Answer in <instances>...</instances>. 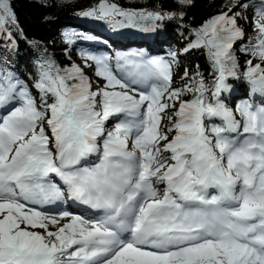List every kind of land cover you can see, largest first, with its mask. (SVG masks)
I'll return each mask as SVG.
<instances>
[{"label":"snow or ice","instance_id":"6c2138e0","mask_svg":"<svg viewBox=\"0 0 264 264\" xmlns=\"http://www.w3.org/2000/svg\"><path fill=\"white\" fill-rule=\"evenodd\" d=\"M235 7L249 5L233 0L184 49H207L211 85L197 73L174 88L170 61L138 53L45 60L34 81L0 68V264H264V0L242 73ZM79 15L139 27L175 14L99 0ZM16 25L0 0V34ZM229 78L250 99L229 106ZM66 198L99 214L44 210Z\"/></svg>","mask_w":264,"mask_h":264},{"label":"trees","instance_id":"16d2710c","mask_svg":"<svg viewBox=\"0 0 264 264\" xmlns=\"http://www.w3.org/2000/svg\"><path fill=\"white\" fill-rule=\"evenodd\" d=\"M124 10H149L162 13H174V17L157 21H145L139 27H124L109 25L105 20L79 15L80 12L94 8L99 0H11L12 7L18 19V25L9 26L12 37L0 34V50L7 48V57H0V68L13 72L22 81H34L39 64L45 60L54 61L61 68L75 64L68 57V52L78 37L87 43L105 42L104 48L111 52H143L156 53L172 63L173 87H182L190 82V78L203 77L206 84L211 85L214 77L211 61L206 48L184 49L196 37L195 32L208 20L222 12H228L233 0H191L190 4H180L177 0H107ZM260 0H240L249 7H235L233 12L253 13ZM182 14V15H181ZM232 13H229L231 15ZM255 14V13H254ZM241 27V22L238 21ZM248 38L237 41L233 51L239 64V72L246 70V61L252 57L239 49L248 43ZM127 41L129 47L123 44ZM171 53H175V59ZM1 56V55H0ZM259 63V60H254ZM185 71L189 77H184ZM232 85L229 93H225L226 102L231 107L248 100L249 85L244 80L228 79ZM37 97V91L32 90ZM191 98V94L185 97ZM257 103L261 98L251 97ZM219 123V121H216Z\"/></svg>","mask_w":264,"mask_h":264},{"label":"rangeland","instance_id":"374dc122","mask_svg":"<svg viewBox=\"0 0 264 264\" xmlns=\"http://www.w3.org/2000/svg\"><path fill=\"white\" fill-rule=\"evenodd\" d=\"M261 1V0H260ZM261 6V2L260 4L254 6V7H258ZM256 10L253 13H240V17L238 18V21L241 22V28L244 30L245 32V36L246 37H253L255 35L254 32V28H253V21L255 19V13ZM145 23V21L140 22V26H142ZM109 25H111V23H109ZM130 28V27H129ZM82 36V35H81ZM81 36L78 37V43H75L73 45V47L71 48V50L68 52V57L71 59V61H73L76 65H80L82 67H84V60L81 56L82 53H91L94 55H110L115 57V55L117 53L120 54H130V53H138V54H143L145 57H162L160 55H158V52H163L162 49L156 51V53H144L143 52V48H138L137 52H123V51H119V50H114L111 52L109 47L104 48L103 44H105V42L99 40L97 42H93V43H87L88 41H82ZM123 44H126L127 47H129L127 41L123 40ZM7 48H2L0 50V57H7L8 56V52H7ZM173 58V56H171ZM175 59V57H174ZM91 63V62H89ZM85 73L91 77L93 80H96L97 78H95L94 76V66L93 68H88L85 67ZM139 87V86H137ZM244 101L241 100L240 103ZM257 103H260V100L257 101ZM160 187H163L162 185ZM50 214H56L54 212L48 211ZM63 223V221H62Z\"/></svg>","mask_w":264,"mask_h":264}]
</instances>
